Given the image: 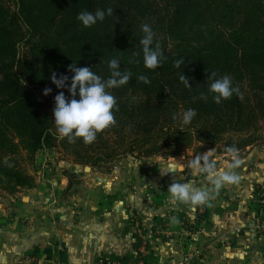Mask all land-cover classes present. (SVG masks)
<instances>
[{
  "label": "trees",
  "instance_id": "1",
  "mask_svg": "<svg viewBox=\"0 0 264 264\" xmlns=\"http://www.w3.org/2000/svg\"><path fill=\"white\" fill-rule=\"evenodd\" d=\"M113 9L112 16L84 27L80 12ZM148 24L166 59L144 66L141 25ZM116 58L128 84L108 91L116 98V123L85 145L55 133L58 89L52 71L88 67L103 79ZM183 59L180 68L176 60ZM228 75L239 93L216 104L208 92L210 73ZM184 72L190 88L179 82ZM148 77L150 83L138 79ZM24 79L26 85L21 82ZM46 88L51 94L43 95ZM208 96L207 101L201 94ZM79 96H77V99ZM189 109L196 116L182 124ZM178 119L174 121L172 116ZM51 130V131H50ZM264 141V0H0V190L31 189L35 178L17 157L33 159L47 145L82 164L96 157L179 159L214 149L237 153Z\"/></svg>",
  "mask_w": 264,
  "mask_h": 264
},
{
  "label": "rangeland",
  "instance_id": "2",
  "mask_svg": "<svg viewBox=\"0 0 264 264\" xmlns=\"http://www.w3.org/2000/svg\"><path fill=\"white\" fill-rule=\"evenodd\" d=\"M20 155L19 165L35 183L13 193L0 190V255L9 253L10 258L0 264H208L206 252L219 244L208 245L204 233L210 209L246 194L241 216L264 233V203L259 200L264 186L253 185L245 194L240 181L225 185L213 192L211 206L170 203L173 174L161 176L159 169L169 163L186 165L195 157L192 150L175 160L135 153L96 157L86 164L47 145L31 160L25 152ZM212 156L218 170H229L233 163L230 154L213 151ZM236 158L256 167L264 162V141L236 153ZM198 176L203 182L202 175L193 178L185 167L175 178L186 182ZM194 182L213 188L206 180L202 185ZM99 246L104 249L93 255L91 250Z\"/></svg>",
  "mask_w": 264,
  "mask_h": 264
},
{
  "label": "clouds",
  "instance_id": "3",
  "mask_svg": "<svg viewBox=\"0 0 264 264\" xmlns=\"http://www.w3.org/2000/svg\"><path fill=\"white\" fill-rule=\"evenodd\" d=\"M112 16L113 9L111 7L107 10L97 9L93 14L87 10L80 12L77 19L84 27H91L97 21H104L105 16ZM143 37L139 40L142 45L144 66L147 69H156L160 66L161 61L166 59L159 44L152 47L154 35L152 28L148 24L141 25ZM185 64L183 59L176 60L174 66L180 68ZM110 70L109 77L105 80L97 75L92 69L88 67H77L76 63L69 66L68 71L73 73L70 84L67 75H60L52 71L50 74L51 82L58 89H67L71 95V99L65 96L64 91H60L55 96V107L53 109L55 133L61 138H67L69 143H75L77 138H82L85 145L93 143L98 133L104 132L109 127L113 126L116 121L113 114V109L116 106V98L111 94L109 89L119 88L128 84L131 72L121 71L118 59L113 58L108 62ZM217 73L215 71L210 73L207 81H210L208 92L212 95L214 102L220 104L223 100L231 98L233 93H239L238 88L232 87L231 77L224 75L216 79ZM140 81L147 84L150 83L145 75L138 77ZM190 78L185 76L184 72L179 75V82L185 87L190 88ZM21 82L26 85L24 79ZM52 89L46 88L43 91L44 96L51 94ZM77 96L79 98L77 99ZM201 98L207 101L208 96L201 94ZM196 116L194 109H189L183 113L182 124L189 125ZM172 119L176 121L178 116L174 114ZM51 131V130H50ZM214 149L205 153H198L193 159H190L187 164L169 163L167 168H160L161 176L173 174V182L168 188L169 201L173 205H188L192 208L210 205V201L214 199L213 192L218 191L225 185H235L240 181L239 175L235 171L217 169L216 160L213 158ZM227 152L232 155L233 169L238 168L242 161L236 158L237 149L230 147ZM175 160V158H173ZM187 167L192 177L197 174L202 175L203 178L210 183L213 188L196 186L194 180L186 182H178L176 174L182 173ZM181 181L185 179L181 176ZM173 223L177 220L172 218Z\"/></svg>",
  "mask_w": 264,
  "mask_h": 264
},
{
  "label": "crops",
  "instance_id": "4",
  "mask_svg": "<svg viewBox=\"0 0 264 264\" xmlns=\"http://www.w3.org/2000/svg\"><path fill=\"white\" fill-rule=\"evenodd\" d=\"M213 158L217 157L213 156ZM231 165L229 163V170L231 168V171H235L239 175L240 182L243 184L240 188L244 189L245 194L248 188L253 185L264 186V162L261 161L259 165L252 166V168H248L245 163L235 169ZM187 175L189 176L190 173ZM200 178L202 177L198 176L197 180H193L201 185L205 184V180L203 179L202 182ZM232 191L235 192V189ZM247 196V194L245 197L241 196L240 200L238 196L231 198L230 202L219 201L210 209L209 224L204 233L208 232V245L214 242L219 244L214 250L209 248L210 250L208 249L209 251L206 252L205 261L208 264H264V233L256 231L257 229L254 230L256 226L252 225L255 223L241 216ZM201 240L206 242L205 238ZM201 240H197L196 243L202 242ZM102 249L104 246H99L91 251L93 255H96ZM65 251L68 252V250ZM88 251L90 252V248ZM8 256L9 253L1 254L0 262H8L10 260ZM79 264H83V262Z\"/></svg>",
  "mask_w": 264,
  "mask_h": 264
},
{
  "label": "built area",
  "instance_id": "5",
  "mask_svg": "<svg viewBox=\"0 0 264 264\" xmlns=\"http://www.w3.org/2000/svg\"><path fill=\"white\" fill-rule=\"evenodd\" d=\"M260 189H258L257 191H259ZM255 193H257L256 191H254ZM258 197V196H257ZM260 201H263V203H264V197L263 198H261V199H259Z\"/></svg>",
  "mask_w": 264,
  "mask_h": 264
}]
</instances>
